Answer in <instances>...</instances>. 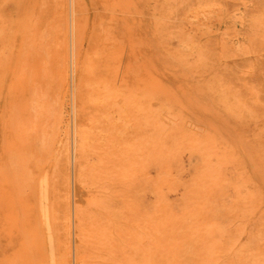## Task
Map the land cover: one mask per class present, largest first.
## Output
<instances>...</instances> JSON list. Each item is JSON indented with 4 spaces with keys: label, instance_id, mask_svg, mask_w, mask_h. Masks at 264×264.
I'll use <instances>...</instances> for the list:
<instances>
[{
    "label": "rangeland",
    "instance_id": "rangeland-1",
    "mask_svg": "<svg viewBox=\"0 0 264 264\" xmlns=\"http://www.w3.org/2000/svg\"><path fill=\"white\" fill-rule=\"evenodd\" d=\"M262 4L0 0V264H264Z\"/></svg>",
    "mask_w": 264,
    "mask_h": 264
},
{
    "label": "bare ground",
    "instance_id": "bare-ground-1",
    "mask_svg": "<svg viewBox=\"0 0 264 264\" xmlns=\"http://www.w3.org/2000/svg\"><path fill=\"white\" fill-rule=\"evenodd\" d=\"M65 1H66V0H65ZM212 4H213V3H212ZM198 5H199V4H198ZM207 5H208V4H207ZM262 5H264V4H262ZM196 6H197V5H196ZM216 6H217V4H216ZM61 7H62V5H61ZM197 8H198V7H197ZM65 9H66V8H65ZM202 9H203V8H202ZM62 10H63V9H62ZM206 10H207V9H206ZM65 13H67V12L65 11ZM255 16H256V15H255ZM252 17H253V16H252ZM65 29H66V28H65ZM65 32H66V31H65ZM65 37H67V36H65ZM65 41H66V40H65ZM66 43H67V42H66ZM66 45H67V44H66ZM65 47H67V46H65ZM187 49H188V48H187ZM65 50H66V54H67V48H66ZM191 50H192V49H191ZM62 54H63V53H62ZM66 54H65V55H66ZM197 56H198V55H197ZM62 57H63V55H62ZM66 58H67V56H66ZM62 60H63V59H62ZM65 61H66V60H65ZM63 63H64V61H63ZM70 63H71V62H70ZM65 64H66V63H65ZM66 65H67V64H66ZM68 67H69V66H68ZM62 68H64L63 65H62ZM63 70H64V69H63ZM63 70H62V71H63ZM65 72H66V71H65ZM63 73H64V71H63ZM70 76H71V75H70ZM60 104H61V103H60ZM59 108H60V107H59ZM60 111H61V110H59V112H60ZM59 114H60V113H59ZM58 116H59V115H58ZM60 117H61V115H60ZM57 119H58V118H57ZM58 121H59V119H58ZM58 124H59V122H58ZM77 126H78V125H77ZM83 126H84V125H83ZM85 127H86V126H85ZM55 129H56V128H55ZM76 134H80V132H79V133H76ZM81 135H82V134H81ZM81 135H80V136H81ZM83 137H85V136H83ZM78 138H80V137H78ZM66 139H67V138H66ZM81 139H82V136H81ZM80 141L82 142V140H79L78 142H80ZM83 141H84V140H83ZM78 142H77V143H78ZM59 143H60V142H59ZM82 144H83V143H82ZM82 144L79 143V145H82ZM61 145H62V144H61ZM65 146H66V145H65ZM76 146H77V145H76ZM84 146H85V145H84ZM79 147H82V146H79ZM66 149H67V147H66ZM77 149H78V148H76V150H77ZM64 150H65V149H64ZM78 150H80V149H78ZM78 150H77V152H78V154H79V151H78ZM62 152H64V151H62ZM80 153H81V151H80ZM64 154H65V153H64ZM77 156H78V155H77ZM65 157H66V156H65ZM78 157H80V156H78ZM67 159H68V158H67ZM67 159H66V160H67ZM77 160H78V159H77ZM77 162H78V161H77ZM78 163H79V162H78ZM77 167H78V166L76 165V169H79V167H78V168H77ZM80 168H81V167H80ZM81 169H82V168H81ZM64 170H65V169H64ZM67 171H68V170H67ZM79 172H81V170H79ZM65 173H66V171H65ZM78 174H79V173H78ZM68 175H69V173H68ZM81 175H82V174H81ZM66 176H67V175H66ZM79 177H80V176H79ZM68 178H69V177H68ZM77 179H78V177H77ZM68 181H69V180H68ZM77 182H78V181H77ZM68 186H69V185H68ZM76 186H77V184H76ZM66 187H67V186H66ZM68 190H69V189H68ZM44 191H46V190H44ZM60 191H61V189H60ZM66 192H67V191H66ZM66 194H67V193H66ZM62 195H64V194L62 193ZM67 195H68V194H67ZM68 196H69V195H68ZM68 196H67V197H68ZM45 197H46V196H45ZM67 197H66V196H63L62 199H64V198L66 199ZM60 199H61V198H60ZM62 199H61V200H62ZM68 199H69V197H68ZM68 199H66V200H68ZM66 200H65V201H66ZM59 202H61V201L59 200ZM34 204H35V203H34ZM65 204H66V203H65ZM65 204H64V205H65ZM45 205H46V204H45ZM45 205H44V206H45ZM62 205H63V204H62ZM62 205H61L60 210L62 209ZM65 206H66V205H65ZM67 206H68V205H67ZM48 207H49V206H48ZM45 208H46V207H45ZM58 208H59V207H58ZM45 211H46V209H45ZM48 211H49V209H48ZM61 212H62V211H61ZM45 214H46V213H45ZM60 216H61V218H62V215H61V214H60ZM51 217H52V216H51ZM46 218H47V217H46ZM46 218H45V221H47ZM53 220H54V219H53ZM62 221H64V220H62ZM65 222H66V221H65ZM60 223H61V221H60ZM63 223H64V222H63ZM64 224H66V223H64ZM64 224H63V226H64ZM67 224H68V223H67ZM46 225H47V222H46ZM70 225H71V224H70ZM63 226H62V228H63ZM47 227H48V226H47ZM65 227H66V226H65ZM67 227H69V226L67 225ZM60 230H61V229H60ZM60 230H59V231H60ZM62 230H64V228H63ZM67 230H68V228H67ZM67 230H66V233H67ZM68 233H69V232H68ZM47 234H48V233H47ZM47 234H46V235H47ZM63 236H64V235H63ZM66 236H68V235H66ZM62 239H63V238H62ZM65 239H66V238H64V240H65ZM56 240H57V239H56ZM64 240H63V241H64ZM68 240H69V239H68ZM68 240H66V241H68ZM66 241H65V242H66ZM50 242H51V241H50ZM65 242H64V243H65ZM62 243H63V242H62ZM67 243H69V242H67ZM64 245H65V247H66V245H68V244L65 243ZM64 245H63V246H64ZM68 246H69V245H68ZM69 247H70V246H69ZM65 249H66V248H65ZM65 249H63V250H65ZM63 250H62V251H63ZM67 251H68V250H67ZM67 251H66V252H67ZM65 254H66V253H65ZM63 255H64V254H63ZM68 255H69V254H68ZM62 257H64V256H62ZM68 257H69V256H68ZM64 258H65V257H64ZM61 259H62V258H61ZM65 259H66V258H65ZM66 261H67V260H66ZM64 262H65V260H64Z\"/></svg>",
    "mask_w": 264,
    "mask_h": 264
}]
</instances>
